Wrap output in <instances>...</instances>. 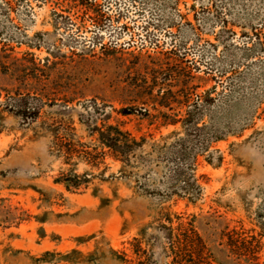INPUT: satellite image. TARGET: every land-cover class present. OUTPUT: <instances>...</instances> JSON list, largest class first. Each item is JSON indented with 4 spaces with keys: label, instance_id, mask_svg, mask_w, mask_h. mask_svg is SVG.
I'll return each mask as SVG.
<instances>
[{
    "label": "rangeland",
    "instance_id": "rangeland-1",
    "mask_svg": "<svg viewBox=\"0 0 264 264\" xmlns=\"http://www.w3.org/2000/svg\"><path fill=\"white\" fill-rule=\"evenodd\" d=\"M260 44L264 0H0V264H167L161 228L178 215L214 264H243L233 230L259 239L263 262ZM232 86L233 133L172 180L167 150L185 132L171 122Z\"/></svg>",
    "mask_w": 264,
    "mask_h": 264
},
{
    "label": "trees",
    "instance_id": "trees-1",
    "mask_svg": "<svg viewBox=\"0 0 264 264\" xmlns=\"http://www.w3.org/2000/svg\"><path fill=\"white\" fill-rule=\"evenodd\" d=\"M260 49L264 52V45L260 44ZM243 80L247 81L250 79L243 77ZM257 81V78L251 77V82L254 86L257 85ZM242 98L244 97L241 96L234 86L229 87L227 95L224 97L225 102H222L221 106H217L215 99L209 97L203 103L190 105L186 117L171 122L172 124L181 122L185 132V136L167 150L171 160L175 163L174 166H176V173L172 176V180H174L173 177L180 178L184 170L182 163H187L191 160L197 146L202 144V146L207 147L211 142L223 140L233 133L231 124L227 123V121L234 116L236 109L243 104ZM29 101V97H14L11 104L16 107L19 113L27 117L32 115L29 112V105L31 104ZM215 105L216 108L212 110V107ZM218 112L222 113L221 117L217 115ZM34 114L37 113L35 112ZM205 118L209 119L208 124L204 122ZM222 118L224 120L220 122L218 119ZM119 133L123 132L119 131L117 134ZM106 134L109 135V139H101L102 143L110 148L115 159L127 164L125 162V155L128 151L129 143H122L118 137L112 138L110 132ZM125 135L128 138L126 133ZM102 136L104 135L102 134ZM131 141L130 143L133 144L136 142L135 140ZM166 221L169 226H163L161 230L169 231L168 234L165 233L164 237L167 245V257L170 260L167 264H214L216 262L213 252L207 246L196 227L194 216L188 219L178 215L175 217V220H170L166 216ZM225 238L229 252L243 264H264V261H261L263 248L259 239L256 240L254 236L249 238L247 233L245 235L236 230L226 233ZM135 254H138L136 250Z\"/></svg>",
    "mask_w": 264,
    "mask_h": 264
}]
</instances>
